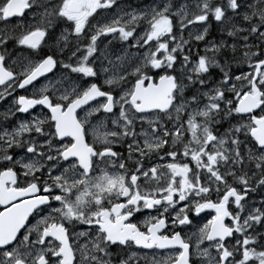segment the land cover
<instances>
[{"label": "snow or ice", "instance_id": "obj_1", "mask_svg": "<svg viewBox=\"0 0 264 264\" xmlns=\"http://www.w3.org/2000/svg\"><path fill=\"white\" fill-rule=\"evenodd\" d=\"M0 105V264H264V0H0Z\"/></svg>", "mask_w": 264, "mask_h": 264}, {"label": "flooded vegetation", "instance_id": "obj_2", "mask_svg": "<svg viewBox=\"0 0 264 264\" xmlns=\"http://www.w3.org/2000/svg\"><path fill=\"white\" fill-rule=\"evenodd\" d=\"M5 106L6 105H0V111H2ZM137 217H140L142 219L143 218V214H137ZM137 217H133V220L135 221L137 219Z\"/></svg>", "mask_w": 264, "mask_h": 264}]
</instances>
